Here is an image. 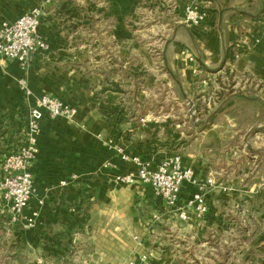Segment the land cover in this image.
Returning a JSON list of instances; mask_svg holds the SVG:
<instances>
[{
  "label": "crops",
  "instance_id": "0c3cea01",
  "mask_svg": "<svg viewBox=\"0 0 264 264\" xmlns=\"http://www.w3.org/2000/svg\"><path fill=\"white\" fill-rule=\"evenodd\" d=\"M188 2L206 12L198 25L182 20ZM36 5H43L36 34L47 48L25 68L0 58V113L8 127L21 124L22 136L38 96L56 97L76 114L66 120L43 111L27 209L36 208L37 199L44 203L36 227L22 231L26 243L40 246L45 229L71 212L83 232L89 225L96 231L88 241L99 264H123L131 252L137 261L146 254L143 264H264V206L247 202L263 197L264 190L241 186L250 179L245 168L253 161L242 158V139L253 126L264 127L257 120L264 119V0H0V23ZM138 35L153 37V44L139 43ZM217 76L223 97L216 104ZM21 77L31 90L28 98L17 83ZM131 77L141 80L135 83L141 86L134 96L138 105L148 100L157 106L137 109L127 119L122 108L130 102ZM224 80L242 92H229ZM165 86L172 90L163 96L170 102L164 106L152 91ZM186 101L198 104L197 114L174 109ZM116 146L147 159L152 168L179 155L197 181L212 178L204 191L206 213L198 218L189 210L182 220L149 185L117 182L115 176L136 167L120 158ZM247 148L254 153V146ZM196 191L184 181L179 204ZM147 217L155 218L154 229L147 227ZM82 231L73 238L80 251L86 247Z\"/></svg>",
  "mask_w": 264,
  "mask_h": 264
},
{
  "label": "built area",
  "instance_id": "2783aa9c",
  "mask_svg": "<svg viewBox=\"0 0 264 264\" xmlns=\"http://www.w3.org/2000/svg\"><path fill=\"white\" fill-rule=\"evenodd\" d=\"M43 15V5H36L29 12L19 16L13 21L0 23V58L16 60L21 68H25L32 56L40 50L47 48V44L36 34ZM206 12L195 2L184 5L182 20L186 24L198 25L205 18ZM264 29V22H263ZM25 97L31 96V90L27 80L21 77L17 80ZM43 111L50 117H61L72 120L76 110L56 97L47 95L35 98L34 104L29 108L26 128L23 135V144L16 150L4 155L0 164V194L2 202L9 208L10 220L19 221L23 229H33L37 225L40 208L44 199H37V207L27 209L33 194V182L30 167L38 153V135L40 133V121ZM116 153L123 161L135 165V172H127L115 176V180L124 185H130L140 181L151 187L153 193L160 197L168 206L176 212L177 216L186 220L188 212L192 210L196 217H202L207 206L204 199V191L207 185L214 183L212 178L205 182L196 180L190 168H183L179 155L169 156L152 168L150 162L138 155H128L124 150L116 146ZM77 179L76 175L71 180ZM184 181L191 182L197 187V191L184 203L179 204L181 184ZM67 181H61L60 186L67 185ZM147 261V255L142 254L139 260H129L124 264H143Z\"/></svg>",
  "mask_w": 264,
  "mask_h": 264
},
{
  "label": "rangeland",
  "instance_id": "374dc122",
  "mask_svg": "<svg viewBox=\"0 0 264 264\" xmlns=\"http://www.w3.org/2000/svg\"><path fill=\"white\" fill-rule=\"evenodd\" d=\"M264 22V21H263ZM132 29V28H131ZM135 29H139V26L136 25ZM138 33V32H136ZM135 33V34H136ZM139 36V37H138ZM136 36V40L139 41V43H142V40H144V38L140 35ZM154 38L153 37H149L146 38L145 37V44L147 45H152V44H148V42H153ZM224 76V75H223ZM131 81L133 84L130 85L129 88H126V92L127 95L129 96V104H126V107L122 108V111L125 112V114L127 113L126 118L128 119L129 117L132 116H136L138 114L137 109H139L140 111H143L144 109H150L154 108L155 106H157V103L153 102V101H145L146 103L143 105L140 103V105H138V103L136 102V100H134V96L136 95L137 89L141 88L138 87V84L135 85V83H139L141 82V80H138L136 78H132L131 77ZM225 86L226 88L229 89V92L231 90H236L238 92H242V90H240V86H237L235 88H231L232 84L231 82H229V86H227L228 82L224 80ZM214 86H217V88L212 87V89L214 91L215 94H213L214 97V102H216L217 104V100H219V98H222V90L221 87L222 85V81L220 80V77L217 76V80L214 82ZM174 88V86H173ZM171 87L169 86H165L163 88H161V90H153L152 93H160L161 95V99L163 100V96H165L166 94H171ZM159 91V92H158ZM219 91V92H218ZM221 91V92H220ZM248 89H244V92H248ZM229 92H225V93H229ZM249 93V92H248ZM250 94V93H249ZM248 94V95H249ZM169 101H165L163 100L161 102L162 105H169ZM209 105H213L212 102ZM201 105H199L200 107ZM204 107V106H203ZM248 107V106H247ZM247 107L243 108V109H247ZM197 108H198V104L192 103L191 101H186L184 103H180L179 105L175 106L174 109L177 110H183V112L186 114H191V113H196L197 114ZM202 108V106H201ZM250 108L248 107V110ZM188 110V111H187ZM137 111V112H136ZM195 114V115H196ZM122 117V116H121ZM124 117V116H123ZM246 117L243 116L242 120L243 122H247L249 121V119H245ZM191 119V118H190ZM189 119V120H190ZM193 120H196L195 118H193ZM259 120L258 122H262L264 123V119L263 118H259L257 119ZM253 122V121H251ZM21 132V131H20ZM229 136H227L228 138ZM225 139L226 143L227 141L229 142L228 144H230V142H234L235 138H230V139ZM215 140H217L215 137L213 138ZM23 144V136L21 133L18 134V139L15 140L14 142H10L5 146V151L3 154H0V164L4 158V155L6 153H8L10 150H16L19 146H21ZM247 145H252L254 146L252 152L254 153H250ZM257 147V148H256ZM228 154L233 155L234 150L233 149H228L227 150ZM242 158L246 159L247 157H252L253 161H250V164L248 167H246V173L250 174V179H244L241 182V186L244 189H253L254 191H259V190H264V127L263 128H256V127H252V129L244 135L243 139H242ZM244 171V170H243ZM244 174V172H243ZM0 178H1V170H0ZM231 189L233 188L230 185H226V189ZM1 193V192H0ZM249 200L255 201V205H261L264 206V196H257V197H252L251 199H247V202H249ZM91 200H84L85 203L89 202ZM88 208V205L86 206L85 210ZM11 217V213L9 208L2 202L1 199V194H0V264H4L5 261H10V260H14L12 255H14L13 250L15 249L13 246L14 240L18 239L19 243L24 247L21 251H20V255H18V257L20 256V258L22 259V263L21 264H29L31 262H36V263H41L42 259L40 258V253H41V245L38 246L36 244H28L26 243V235L25 233H22L23 230L26 231V229H23L21 227V224L19 223V221H11L10 220ZM149 220V221H148ZM147 227L151 226V229H154V225H155V218L154 217H147ZM58 223V222H57ZM57 223L55 225H53L51 228L52 229H56L57 228ZM34 229V228H33ZM30 230V229H27ZM87 231L83 232L82 229H80L79 231L83 232V240L84 243L86 244V247L81 248L82 251H80L79 247H74L73 251H72V264H99L97 263V254H95V244L91 242H89L88 240H92L91 236L95 235L96 231H94V233H91L92 229H91V225H89L86 228ZM79 231H77L76 233H79ZM152 232L150 231V234ZM137 240V237H134ZM45 239V238H44ZM43 241V240H42ZM88 241V242H87ZM42 243V242H41ZM92 248V250L90 249ZM92 252V256H93V261H89V254H91ZM112 256L116 257L119 255H110V254H106V257L104 258H111ZM15 257V256H14ZM18 259V258H17ZM129 260H137L136 258H134V252H131L129 254L128 257H126L123 260V264L126 263ZM45 264H55L54 262H46Z\"/></svg>",
  "mask_w": 264,
  "mask_h": 264
},
{
  "label": "trees",
  "instance_id": "16d2710c",
  "mask_svg": "<svg viewBox=\"0 0 264 264\" xmlns=\"http://www.w3.org/2000/svg\"><path fill=\"white\" fill-rule=\"evenodd\" d=\"M226 58L233 60V55H227ZM6 116L0 113V154L5 151V146L10 143L8 136L18 135L21 131V124L17 123L14 127H8L5 124ZM82 229V226L74 221L73 213L68 212L66 219H59L57 228L52 229L51 227L45 229L46 238L41 243L40 258L41 263L31 262L29 264H45L46 262H54L55 264H72V251L74 249L73 238L74 234ZM12 255L14 260L5 261L4 264H21L22 259L20 251L24 248L18 241L14 240ZM15 256V257H14ZM18 258V259H17Z\"/></svg>",
  "mask_w": 264,
  "mask_h": 264
}]
</instances>
